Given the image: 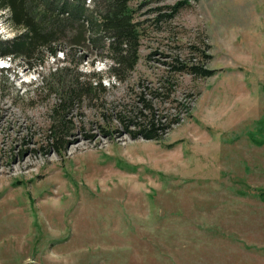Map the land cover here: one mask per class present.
I'll return each instance as SVG.
<instances>
[{"label":"rangeland","instance_id":"rangeland-1","mask_svg":"<svg viewBox=\"0 0 264 264\" xmlns=\"http://www.w3.org/2000/svg\"><path fill=\"white\" fill-rule=\"evenodd\" d=\"M130 6L141 38L124 81L109 61L65 63L67 49L36 68L0 54V264H264V0ZM16 35L0 19V40ZM66 66L106 89L74 105L61 148L51 73ZM141 97L159 139L121 121L143 126Z\"/></svg>","mask_w":264,"mask_h":264},{"label":"trees","instance_id":"trees-1","mask_svg":"<svg viewBox=\"0 0 264 264\" xmlns=\"http://www.w3.org/2000/svg\"><path fill=\"white\" fill-rule=\"evenodd\" d=\"M133 1L136 0H0V19L7 21L17 32L11 41L0 40V54L13 56L29 68H36L43 65L49 56L57 58L59 51L67 49L63 52L65 63L77 69L89 58L95 57L92 64L97 59L109 61L108 76L114 81H124L139 61L141 33L130 6ZM185 4L180 2L170 8L171 16L176 15ZM98 50L106 51L105 56L100 54L97 58ZM175 69L204 78L213 73L202 67L184 64ZM69 70L70 66H66L51 73L58 85L56 91L60 102L53 109L54 126L49 137L61 148L70 128L68 116L74 105L84 99H93L95 92L106 89L101 73L79 72L71 76ZM82 76L84 80H81ZM172 82L171 77H166L154 97L166 96L169 99L174 85ZM161 87L166 92H158ZM141 100L150 114H142L141 111L134 116L143 117V126L134 124L126 116L121 121L134 139L139 135L148 140L159 139L164 122L160 116L156 118L150 102L142 97ZM132 124L138 125L140 134L129 130Z\"/></svg>","mask_w":264,"mask_h":264},{"label":"built area","instance_id":"built-area-1","mask_svg":"<svg viewBox=\"0 0 264 264\" xmlns=\"http://www.w3.org/2000/svg\"><path fill=\"white\" fill-rule=\"evenodd\" d=\"M4 59H2L1 61L3 62V63H5L6 62V57H3Z\"/></svg>","mask_w":264,"mask_h":264}]
</instances>
